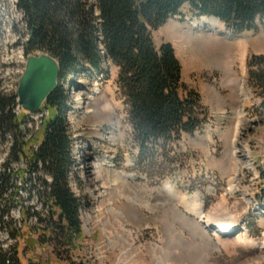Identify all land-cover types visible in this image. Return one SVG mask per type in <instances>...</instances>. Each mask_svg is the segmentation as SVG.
Wrapping results in <instances>:
<instances>
[{
    "label": "rangeland",
    "instance_id": "rangeland-1",
    "mask_svg": "<svg viewBox=\"0 0 264 264\" xmlns=\"http://www.w3.org/2000/svg\"><path fill=\"white\" fill-rule=\"evenodd\" d=\"M16 4L0 0L4 97L17 95L26 67L18 42L24 22ZM181 13L153 37L156 44H173L183 84L199 94L201 125L142 158L118 89L117 67L111 62L102 70L81 67L62 84L73 109L67 114L76 154L71 185L83 200L82 237L72 249L38 240L31 212L49 209L32 186L35 175L28 173L26 184L15 177L9 182L20 189L13 201L0 200V249L18 245L24 261L47 264H68L56 257V248L64 256L69 248L74 261L91 264H264V109L245 77L249 57L264 55V25L232 31L187 4ZM14 110L20 115L21 108ZM12 143L11 134L0 136V173L8 162L25 168V161L11 158ZM40 176L50 179L43 171ZM225 216L237 227L224 237L205 226L206 220L224 222ZM32 236L38 242L31 244Z\"/></svg>",
    "mask_w": 264,
    "mask_h": 264
},
{
    "label": "trees",
    "instance_id": "trees-1",
    "mask_svg": "<svg viewBox=\"0 0 264 264\" xmlns=\"http://www.w3.org/2000/svg\"><path fill=\"white\" fill-rule=\"evenodd\" d=\"M16 3L24 22L18 42L26 57L48 53L59 63V73L57 86L44 103L50 115L28 139L21 125L26 113L16 115L14 110L18 96L0 95V136L11 134V158L25 161L24 169L13 168L10 162L4 165L0 173V200L13 201L18 195L19 187L9 185L13 177L20 178L23 185L28 173L30 177L35 175L32 186L49 209L46 213L31 212L37 219L33 229L41 233L38 240L63 243L60 246L72 249L75 240L82 237L83 200L68 181L74 163L73 139L67 122L69 97L62 82L86 64L95 70H102L107 62L114 64L118 89L128 107L127 121L143 158L154 147H165L183 133L195 131L204 120L200 118L199 94L188 90L182 82V67L173 44H156L153 37L156 29L171 16L182 14L186 4L198 16L219 18L232 31L258 29L264 25V0H94L93 3L16 0ZM246 87L260 96V107L264 109V55L249 57ZM42 171L50 180L40 176ZM25 213L29 214V210ZM29 241L38 242L34 236ZM68 250L64 256L58 248L54 249L56 257L68 264H91L74 261ZM0 264L47 263L24 261L16 245L11 250L0 249Z\"/></svg>",
    "mask_w": 264,
    "mask_h": 264
},
{
    "label": "water",
    "instance_id": "water-1",
    "mask_svg": "<svg viewBox=\"0 0 264 264\" xmlns=\"http://www.w3.org/2000/svg\"><path fill=\"white\" fill-rule=\"evenodd\" d=\"M25 64L26 67L17 88V95L18 105L27 114H30L36 112L43 105L57 86L59 63L48 53L37 52L28 55Z\"/></svg>",
    "mask_w": 264,
    "mask_h": 264
},
{
    "label": "bare ground",
    "instance_id": "bare-ground-1",
    "mask_svg": "<svg viewBox=\"0 0 264 264\" xmlns=\"http://www.w3.org/2000/svg\"><path fill=\"white\" fill-rule=\"evenodd\" d=\"M87 112V111H86ZM48 114H49V110L48 109H46V107H41L40 109H38L36 112H33V113H30V114H28L27 116H26V118H25V122H35L36 120H37V118H40V117H43V116H48ZM44 117V118H45ZM22 129H23V133H24V136L25 137H29V128H27V125H22ZM72 139V138H71ZM35 147V149L37 148V145H35L34 146ZM72 154H73V158L75 159V149H74V141H73V148H72ZM73 166H74V163H73ZM72 166V167H73ZM72 167L69 169L70 171H69V176H68V181H69V185L71 186V188H72V185H71V177H72V173H73V169H72ZM166 187H167V190L170 192V193H172L173 191V189L171 188V186H169V185H166ZM73 189V188H72ZM193 211H195V212H199V211H196L195 209L193 210ZM86 218H87V221L88 222H90V216L88 215V213H87V216H86ZM231 219H232V217L231 216H225L224 218H221V220L222 221H224V222H220L219 220L220 219H217V220H215V219H210V220H206L205 222V226H207L208 228L209 227H212V226H214V228H215V230L214 231H218V232H220L221 234H220V236L221 237H224L225 235H227L228 233H231L232 231H234L235 230V228L237 227V222L236 221H231ZM220 237V239H221V242H222V244L225 246V245H228V241L227 240H225V238H224V240L222 239ZM262 246H261V248L264 250V234H263V236H262ZM227 242V243H226ZM240 242H245V240H243V238H240L239 239V243ZM250 244H252V242H250Z\"/></svg>",
    "mask_w": 264,
    "mask_h": 264
},
{
    "label": "built area",
    "instance_id": "built-area-1",
    "mask_svg": "<svg viewBox=\"0 0 264 264\" xmlns=\"http://www.w3.org/2000/svg\"><path fill=\"white\" fill-rule=\"evenodd\" d=\"M17 108H19V110H20L21 107L17 104ZM21 112H22V110L20 111V113ZM44 117L45 116L37 118V120L35 122H25V119H23V122L21 125H27V128H29V137H27V138H30L33 135V133L35 132L34 130H38V128L41 126L40 124L42 123ZM34 218L36 219V217H34Z\"/></svg>",
    "mask_w": 264,
    "mask_h": 264
}]
</instances>
